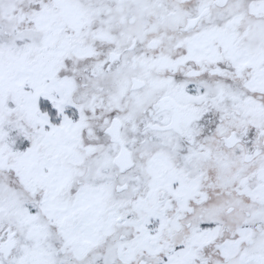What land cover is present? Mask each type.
Wrapping results in <instances>:
<instances>
[{
    "label": "snow or ice",
    "instance_id": "1",
    "mask_svg": "<svg viewBox=\"0 0 264 264\" xmlns=\"http://www.w3.org/2000/svg\"><path fill=\"white\" fill-rule=\"evenodd\" d=\"M0 264H264V0H0Z\"/></svg>",
    "mask_w": 264,
    "mask_h": 264
}]
</instances>
